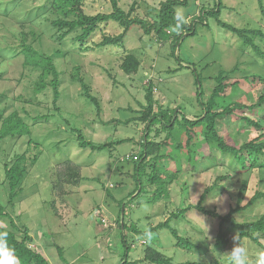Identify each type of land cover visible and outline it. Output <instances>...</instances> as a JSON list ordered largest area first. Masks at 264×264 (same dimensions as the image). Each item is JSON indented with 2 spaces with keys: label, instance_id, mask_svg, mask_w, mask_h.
<instances>
[{
  "label": "rangeland",
  "instance_id": "rangeland-1",
  "mask_svg": "<svg viewBox=\"0 0 264 264\" xmlns=\"http://www.w3.org/2000/svg\"><path fill=\"white\" fill-rule=\"evenodd\" d=\"M164 1L166 0H122L121 5L129 11L136 2L138 6L134 16L149 20L159 13ZM194 1H191L193 3L189 9L179 10L181 15H195L197 11L194 9L197 8ZM221 1L227 7L221 14V19L226 23L237 28L264 29V9L258 0ZM46 2L47 0H25L23 8L15 12L14 20H23L26 12L37 9ZM84 2L87 15L111 12L109 0ZM201 2L214 4L215 0H197V5ZM191 20L192 17H189L187 21ZM41 28L46 33V39L34 45L39 49L52 51L54 43L50 40L51 34L46 28ZM102 29L109 36L122 32L120 26L114 22L103 25ZM19 30L21 28L18 23L0 20V49L6 48L8 44L14 49L15 43V47H19V39L15 37ZM102 39L103 34L98 33L93 39V49L90 52L80 54L75 49L66 59H55L62 73L61 97L57 104L61 110L58 112L54 110L50 92H34L39 78L38 72L24 70L21 56L11 57L5 54L7 58L0 57V74L3 75L0 80V113L3 112L7 117L17 110L25 117L22 111L24 109L32 118L38 114L55 115L48 122L31 126L30 137L39 145L36 146L37 149L32 147L29 152L30 155L39 156L24 182V190L16 200L15 208L8 207V193L3 192L1 187L0 204L7 207V212L18 226L29 228L34 239L32 247L41 252L50 264H121L127 249L123 244V235L126 236L128 245L135 244L130 260H143L141 246L148 241V245H155L173 258L176 264L186 261L209 263L216 256L215 253L207 252L204 256L196 249L178 247L176 239L167 230H162L159 234L152 233L149 239L147 236L134 234L131 226L145 231L149 226L166 221L172 213H177L189 205H196L205 189L228 173L232 178L221 181L219 187L203 202V206L216 210L223 216L236 206L242 183L248 180L249 174L233 173L229 168L232 166L231 157L211 150L204 143V128L198 130L199 135L193 141L194 146L185 147L187 135L182 116L196 121L203 113L196 95L199 85L196 83L195 69L202 77L206 99L215 87L213 78L221 70H231L240 63L241 69L234 77H243L246 72L252 71L249 64L253 58L247 53L248 50L242 53L241 41L236 35L219 27L213 20L209 21L208 26L198 24L196 37L181 43L176 56L182 62L172 56L170 42L162 44L154 38V34L145 35L139 26H134L126 36L125 49L135 53L143 65L139 73L131 77L120 68L125 56L123 49H99L95 45ZM68 47L72 49V44L68 43ZM77 68H81V77L98 100L100 110L81 96L80 83L72 81V74L76 73ZM149 80H153L157 90L155 99L165 109L181 111L171 145L167 149V155L171 159L173 157V160L164 162L166 173L175 174L176 178L167 187L169 196L155 204L148 202L157 187L148 186L145 176H142L144 193L137 198H130L137 189L138 178L134 177V160L125 159L141 153L140 142L145 127L137 118L141 105H146L145 86ZM236 90L232 99L246 106L255 104L264 94L263 85L255 88L253 93L245 89ZM248 115L264 122V105ZM32 118H26L30 125L34 123ZM217 124L220 134L228 136L231 144H241L254 136L249 131L238 133L243 123L226 115L219 118ZM74 131L82 132L88 141L95 144L112 145L102 152L80 148L76 142L77 133ZM27 139L28 136L21 140L5 139L0 142L1 157L5 159L8 154L25 152ZM121 140L126 142L118 144ZM68 159L82 166V180L76 186L67 184L62 194H55V167ZM260 176L263 174H252L251 189L243 198V206L258 188ZM107 191H110V197ZM55 200L56 212L51 208ZM262 215L264 202L237 215L236 220L239 223L250 222ZM4 220L0 218V225L9 226L10 220ZM123 223L126 225L124 231L120 227ZM172 225L182 237L206 251L208 248L213 250L220 228L219 220L204 216L195 209L184 218L174 220ZM228 228L230 226L225 225L224 229ZM237 235L238 232L232 230L231 242L224 250L225 254L230 253L236 246L234 237ZM59 249L64 260L60 258Z\"/></svg>",
  "mask_w": 264,
  "mask_h": 264
},
{
  "label": "trees",
  "instance_id": "trees-1",
  "mask_svg": "<svg viewBox=\"0 0 264 264\" xmlns=\"http://www.w3.org/2000/svg\"><path fill=\"white\" fill-rule=\"evenodd\" d=\"M24 1L0 0V20L11 23L16 22L21 28L17 36L14 33V36L19 39V47H15V43L14 49H11L8 44L6 48L0 49V57L7 58L5 54L11 57L21 56L23 58L24 70L38 72L39 78L34 92L36 94L50 92L53 98L54 110L57 112L61 110L57 104L61 97L62 73L55 63V59L59 57L66 59L76 50L80 54L90 52L93 49V39L98 33L103 34V39L95 45L97 48L118 47L123 49L122 53L125 56L120 68L126 75L131 77L137 75L143 65L135 53L127 52L125 49L126 36L134 26H139L145 35L151 36L154 34V38L162 44L170 42L172 45V56H176V51L179 50L182 42L188 38L196 37L198 24L208 26L210 20H213L219 27L233 33L240 39L242 53L248 50L247 53L253 58L249 64L252 71L246 72L243 77L235 78L234 75L241 69L240 63L231 70H221L213 78L215 87L211 95L204 99L205 90L203 88L202 77L195 69L196 83L199 85L196 95L203 113L197 117L198 120L196 121H191L182 116L187 135L185 147L191 148L194 146L193 141L199 135L198 130L204 128L206 130V133L202 137L204 143L211 150H217L221 154L231 157L232 166L229 168L232 169L233 173L249 174L248 180L243 181L240 188L238 203L225 216L220 215L216 210H209L203 206V202L219 187L221 181L232 178V175L228 173L226 176L219 177L211 187H207L196 205H189L177 213H172L166 221L155 226H149L148 230L142 231L134 225L131 226V230L138 236H146L147 232L159 234L160 231L167 230L176 239L178 247L187 250L196 249L198 253L204 256H206L207 252L216 254L209 263L186 261L180 264H229V259L225 255L224 250L231 242L230 234L232 230H235L238 232V239L248 249L250 258L254 260L255 253L259 250H264V215L255 221L241 223L237 222L236 216L264 202V190H262V187L264 188V122L248 115V113L264 105V94L258 98L255 104L250 106L234 101L232 99L234 95L232 94L236 89H245L253 93L258 86H264V29L237 28L223 21L221 14L227 7L223 5L221 0H215L214 4L201 2L198 5L197 0H195L194 6L197 9H194V11L196 10L197 12L192 16L191 13L182 15V20L176 19L177 12H180V9H189L193 3L191 2L192 0H166L161 3L159 13L149 20L134 16L138 6L136 2L129 11H126L121 5L122 0H109L111 12H99L96 15H87L84 10L85 0H47L44 5L26 12L22 17L24 18L23 20L15 21V12L23 8ZM258 2L261 8L264 9V0H258ZM189 17H192L191 22L187 21ZM109 22H114L120 26L122 32L116 36L105 35L102 26ZM177 26H179L178 31H173ZM41 27L46 28L47 32L51 34L50 40L54 43L52 51L35 47V45L42 43L46 39V33L42 31ZM68 43L72 44V49L68 47ZM177 59L182 62L180 57H177ZM2 79L3 75L0 74V80ZM71 79L74 82L78 81L80 83L82 87L81 96L100 110L98 100L92 95L91 88L85 79L81 77V68L76 69V73L72 74ZM156 91L153 80H149L145 86L146 105H141L140 111H138L139 117L137 118L145 127L140 142L141 153L125 158L127 160L132 159L136 163L134 177L138 178L137 189L130 195V198H137L144 193L142 176H145L148 186L157 187L148 202L151 204H155L159 200L169 196L167 187L176 178L175 174L169 175L166 173L167 169L164 162L166 160H173V157L171 159L167 155V149L171 145L170 142L173 139L179 114H181V111L176 112L175 109H165L161 102L155 99ZM22 111L26 115L25 117L21 116L20 111L17 110L7 117H5L3 112L0 113V142L5 139L21 140L28 136L27 144H25L27 145V150L21 152L22 154H8V157L5 159L0 154V187L3 192L8 193V207L11 206L13 208H15L16 200L22 194L24 182L30 174L31 168L35 166L39 156L38 154L34 156L30 155L29 152L32 147L37 149L38 147L36 146L39 145L30 137L31 126L34 127L39 123L48 122L51 116H55L54 114H38L32 118L29 112L27 113L24 109ZM224 115L243 123L242 129L238 133L249 131L254 136L241 144H237L236 142L235 144H231L229 137L221 135L218 131L217 120ZM26 118H32L34 123L32 125L28 124ZM76 133V142L80 148L90 149L93 152H102L112 145V143L95 144L88 141L82 132ZM163 134H166L165 137H162ZM123 142H126V140H121L118 144ZM59 165L55 167V194H62L67 184L76 186L82 180L81 165L76 164L70 159L65 160ZM252 174H263V176L259 178L258 188L255 190L254 195L243 206V198L251 189ZM107 195L111 196L110 191H107ZM51 208L56 212V200L52 203ZM193 209L204 216L217 219L220 222L213 250L208 248L206 251L201 246L182 237L179 231L172 225L174 220L184 218ZM0 218L2 220L5 218L10 220L9 226L4 227L0 225V232L7 233V247L14 249L19 264H50L41 252L32 247L34 239L30 234L29 228L18 226L7 212V207L1 204ZM225 225L230 226V229L225 230ZM120 227L123 231L126 229L124 223ZM123 244L127 249L125 250V257L121 264H139V262L147 264H176L173 258L168 257L155 245H148V241L142 244L143 247L141 246L143 260H130V255L135 244L128 245L125 235H123ZM59 254L60 258L63 259V253L60 249ZM66 264L68 263L66 262Z\"/></svg>",
  "mask_w": 264,
  "mask_h": 264
},
{
  "label": "clouds",
  "instance_id": "clouds-1",
  "mask_svg": "<svg viewBox=\"0 0 264 264\" xmlns=\"http://www.w3.org/2000/svg\"><path fill=\"white\" fill-rule=\"evenodd\" d=\"M176 19L182 20L180 12H177ZM178 28L179 26L174 28L173 31H178ZM146 236L150 239L151 233L147 232ZM6 237V232H0V264H19L14 249L7 247ZM234 241H236V246L233 247L230 253L225 254L229 259V264H264V250L257 251L255 259L252 260L248 249L238 239V235L234 237Z\"/></svg>",
  "mask_w": 264,
  "mask_h": 264
},
{
  "label": "built area",
  "instance_id": "built-area-1",
  "mask_svg": "<svg viewBox=\"0 0 264 264\" xmlns=\"http://www.w3.org/2000/svg\"><path fill=\"white\" fill-rule=\"evenodd\" d=\"M136 159V158H135Z\"/></svg>",
  "mask_w": 264,
  "mask_h": 264
}]
</instances>
